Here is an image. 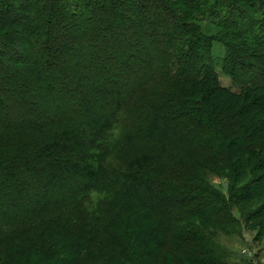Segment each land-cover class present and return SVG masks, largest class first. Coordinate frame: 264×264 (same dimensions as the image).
<instances>
[{"label": "trees", "instance_id": "1", "mask_svg": "<svg viewBox=\"0 0 264 264\" xmlns=\"http://www.w3.org/2000/svg\"><path fill=\"white\" fill-rule=\"evenodd\" d=\"M244 223L264 0H0V264H230Z\"/></svg>", "mask_w": 264, "mask_h": 264}, {"label": "rangeland", "instance_id": "2", "mask_svg": "<svg viewBox=\"0 0 264 264\" xmlns=\"http://www.w3.org/2000/svg\"><path fill=\"white\" fill-rule=\"evenodd\" d=\"M215 50L219 57H222L225 53V50L219 44L215 46ZM216 67L222 84L234 89L230 77L222 70L221 63L217 64ZM211 181L217 187H220L221 191L228 196L226 180L212 176ZM255 204L257 205L254 202L242 204L234 210V214L241 222H245L246 214L244 210L253 208ZM244 224L242 225L240 236H228L220 233L219 235H215L216 239L231 251L232 257L230 264H264V229L260 230L258 223H252L248 227Z\"/></svg>", "mask_w": 264, "mask_h": 264}]
</instances>
